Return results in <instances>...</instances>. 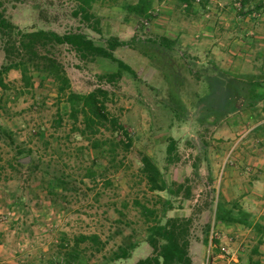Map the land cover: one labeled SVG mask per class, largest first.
<instances>
[{
  "label": "rangeland",
  "instance_id": "obj_1",
  "mask_svg": "<svg viewBox=\"0 0 264 264\" xmlns=\"http://www.w3.org/2000/svg\"><path fill=\"white\" fill-rule=\"evenodd\" d=\"M2 2L0 11L23 31L82 32L99 46L135 38L114 55L136 75L124 70L110 82L115 61L82 59L67 44L37 48L64 67L74 92H108L109 110L133 139L126 149L111 129L96 135L98 146L79 132L47 59L30 63L33 86L20 69L5 74L0 264H59L81 235L98 240L78 243L80 264H136L153 251L142 205L162 221L193 219L192 264H264V0H150L147 16L130 9L139 0H96L91 23L74 14L73 0ZM162 37L174 47L152 42ZM7 40L0 33V69L8 65ZM231 81L245 94L256 84L263 96L207 114ZM145 155L165 190L151 188ZM123 250L131 257L119 259Z\"/></svg>",
  "mask_w": 264,
  "mask_h": 264
},
{
  "label": "trees",
  "instance_id": "obj_2",
  "mask_svg": "<svg viewBox=\"0 0 264 264\" xmlns=\"http://www.w3.org/2000/svg\"><path fill=\"white\" fill-rule=\"evenodd\" d=\"M78 3V10L74 12L76 16H80L83 21L91 23L95 15L91 12L92 4L96 0H73ZM187 1V0H181ZM0 5H3L0 0ZM151 8L150 0H139V2L131 6V10L143 16L148 15ZM98 24V19H96ZM92 28L98 33H101L99 26L92 25ZM0 33L8 35V40L4 43V51L8 60V65L0 69V88H6L8 85L5 81V74L14 68L22 71V80L26 86H33L34 81L29 73L30 63L37 58L47 59L55 80L58 82V94L65 99L69 106V116L74 122L81 121L82 127H79V132L88 136L87 138L95 146L99 144L100 139L96 137L103 129L113 130L118 132L122 137V142L126 149L133 145V139L129 130L121 122L120 118L109 110L107 105L108 92L99 87L89 93H77L71 88L70 79L64 67L54 58L42 57L38 51V46L48 44L50 42L56 44H67L71 46L82 59L94 57H103L117 62L118 71L109 73L106 78L112 82L122 77L123 71H127L136 75L134 69L127 65L123 60L114 55V51L118 47L133 46L135 38L131 40H121L117 37H111L107 41L106 46H99L95 41L82 32H67L59 34L55 31H47L39 29L35 31H23L19 26L13 23L3 11H0ZM166 48H173L174 41L162 37L160 41H152ZM19 58V59H18ZM256 84L251 85L247 94L243 91L238 82L231 81L226 87L222 95V99L218 103L219 106L209 107L207 114H222L224 111L229 112L240 108L239 100H243L241 107L251 106L253 99L260 100L263 96L256 90ZM251 100V101H250ZM89 134V135H88ZM94 135V137L92 136ZM176 149V141L173 139L169 145V150ZM171 158V154L169 157ZM143 171L147 174L151 188L154 190H165L166 181L162 177L159 168L148 157L143 156ZM142 212L148 220V235L147 242L152 247V254L146 258L140 259L136 264H192L189 249L191 245V227L192 218L169 216L165 221L158 219L156 211L146 205H142ZM155 219L152 221L151 217ZM234 221V217L230 219ZM76 244L73 246L70 258L60 261L59 264H80L81 251L78 248V243L87 240H98L97 235H81L77 237ZM131 255L128 251L123 252L118 256L119 259H128Z\"/></svg>",
  "mask_w": 264,
  "mask_h": 264
}]
</instances>
